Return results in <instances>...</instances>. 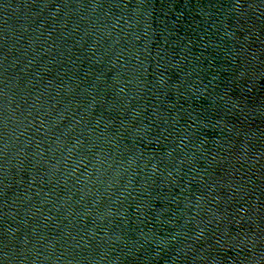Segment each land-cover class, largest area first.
Returning a JSON list of instances; mask_svg holds the SVG:
<instances>
[{
	"label": "water",
	"instance_id": "95a60500",
	"mask_svg": "<svg viewBox=\"0 0 264 264\" xmlns=\"http://www.w3.org/2000/svg\"><path fill=\"white\" fill-rule=\"evenodd\" d=\"M183 0H0V264H129Z\"/></svg>",
	"mask_w": 264,
	"mask_h": 264
}]
</instances>
